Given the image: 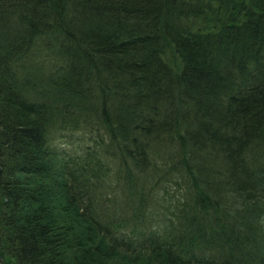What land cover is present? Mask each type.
Segmentation results:
<instances>
[{
    "label": "trees",
    "instance_id": "1",
    "mask_svg": "<svg viewBox=\"0 0 264 264\" xmlns=\"http://www.w3.org/2000/svg\"><path fill=\"white\" fill-rule=\"evenodd\" d=\"M0 264H264V0H0Z\"/></svg>",
    "mask_w": 264,
    "mask_h": 264
},
{
    "label": "bare ground",
    "instance_id": "2",
    "mask_svg": "<svg viewBox=\"0 0 264 264\" xmlns=\"http://www.w3.org/2000/svg\"><path fill=\"white\" fill-rule=\"evenodd\" d=\"M54 129V128H53ZM50 131V130H49ZM46 136V135H45ZM47 137V136H46ZM54 138V137H53Z\"/></svg>",
    "mask_w": 264,
    "mask_h": 264
}]
</instances>
